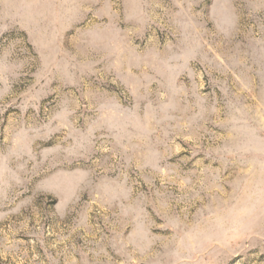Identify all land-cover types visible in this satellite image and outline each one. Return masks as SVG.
<instances>
[{"label":"rangeland","instance_id":"1","mask_svg":"<svg viewBox=\"0 0 264 264\" xmlns=\"http://www.w3.org/2000/svg\"><path fill=\"white\" fill-rule=\"evenodd\" d=\"M0 264H264V0H0Z\"/></svg>","mask_w":264,"mask_h":264}]
</instances>
